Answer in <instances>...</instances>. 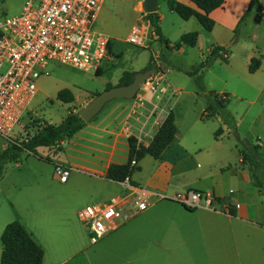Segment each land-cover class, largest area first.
Here are the masks:
<instances>
[{
    "label": "rangeland",
    "instance_id": "374dc122",
    "mask_svg": "<svg viewBox=\"0 0 264 264\" xmlns=\"http://www.w3.org/2000/svg\"><path fill=\"white\" fill-rule=\"evenodd\" d=\"M26 1L2 0L0 22L19 15ZM139 1L104 0L95 29L109 37L111 60L105 62L102 70L96 74L52 63L49 66V76H42L37 81L39 93L30 106L31 112L26 119L29 127L26 135L19 139L20 142L38 132L39 121L42 124H61L71 112L78 114L98 94L105 92L108 85L118 86L126 71L141 72L149 66L152 58L156 60L157 56L160 58L164 54L166 60L159 62L166 75L163 88L168 89L169 92L165 101L173 97V91L178 92L171 99V110L175 115L181 137L188 143L215 137V133L221 128L216 119H202L207 108V97L226 93L229 98L227 110L237 124L236 132L227 127L226 134L232 143H235L237 153L240 155L236 134L243 142H250L249 137L246 139L243 137L249 132L251 115L258 114L260 107L251 103L256 98L259 103L264 102V91L260 90L263 86L262 79L251 74L246 65L250 57L264 59V16L260 18L256 14H251L242 22L252 0H227L223 8L215 11L212 18L215 21L213 31L207 32L196 18L185 21L171 12L168 6L169 0H157V13L161 18L162 33L173 47L167 52L163 47H151L155 37L154 28L150 26L148 18L142 12V7H139L140 12L136 10ZM179 2L190 5L187 0ZM259 2L264 7V0ZM135 27L143 30L147 39L146 47L127 41ZM191 32L201 33L200 43L195 48L181 49L184 45L181 42L182 35ZM179 45L181 46L178 48ZM213 47H223L226 52H222L220 57L198 75L201 76L204 88L200 89L198 76H190L188 72L208 59L207 50ZM63 89H68L74 94L73 103L64 104L58 101L57 95ZM150 100L155 101L148 95L145 106ZM117 104L130 107L134 102L115 100L109 103L104 112L91 123L103 118L110 107ZM247 111L249 113L245 114ZM86 127L87 124L84 128ZM73 141L74 139L67 140L61 147L56 145L39 148L35 154L24 152L18 162L6 166L5 174L0 179V263L3 252L1 237L8 224L19 221L40 240L43 235H53L59 243H63L66 237V224L70 223L79 232L86 230L88 233L85 224L79 219V212L82 209L88 205L102 204L124 192L121 186L102 179L92 171L90 169L92 166L85 162V154L88 150L85 143L76 147ZM18 143L0 138V152ZM121 148L126 149V147L121 144L118 146L117 155L120 157ZM171 157V152L164 154L160 160L147 156L141 162V171L135 173V179L138 182L148 180L160 162L170 160ZM116 160L121 161L120 158ZM57 165L72 168L67 183L60 182L56 171ZM141 185L145 188L144 184ZM40 225L43 226L42 229ZM127 226L122 227L121 231ZM219 235L220 233L217 232L215 240L207 238L203 247L205 252L214 243L217 251L215 263V259L206 258L208 255L199 254L197 256L200 259L196 263H234L233 259L224 256L226 244ZM253 239L254 237H251L241 244L242 250L246 248L245 254L248 257L257 252V248L252 246ZM88 240L91 243L90 235ZM171 243L178 248L181 240L174 239ZM101 245L102 241L91 248H99L102 247ZM51 252L48 249V256ZM158 253L160 255L152 256L148 261L152 264H181V259H178L180 256L169 258L162 251ZM131 258L137 262L145 257L131 256ZM253 259L255 256L249 258V260ZM187 261L189 264L193 263L190 259ZM245 264H259V262L256 260Z\"/></svg>",
    "mask_w": 264,
    "mask_h": 264
},
{
    "label": "crops",
    "instance_id": "0c3cea01",
    "mask_svg": "<svg viewBox=\"0 0 264 264\" xmlns=\"http://www.w3.org/2000/svg\"><path fill=\"white\" fill-rule=\"evenodd\" d=\"M142 3L143 0H140L137 4L138 12ZM189 6L194 7L191 3ZM101 11L102 7L99 15ZM214 14L215 11L211 14L212 18ZM99 32L103 33L100 30ZM198 34L200 43L201 33ZM152 46L163 47L156 35ZM187 47L189 46L184 44L181 49L185 50ZM213 48L207 50L209 54ZM251 60L252 57L247 60L248 71ZM253 75L261 77L263 86L260 90L263 92L264 59L261 60L259 70ZM177 94V91H173L172 96ZM220 96L229 101L226 93ZM172 98L161 103L150 100L144 108L137 109L134 105H113L103 118L95 123L90 122L86 128L73 136L74 145L79 147L85 143L88 149L85 154L86 164L92 166L90 169L106 180L105 175L111 165H125L128 162L130 136L135 137L138 144L145 147L152 143L167 115L172 111ZM251 104H258L260 107L258 114L251 115L249 132L243 138L249 137L251 143H259L264 152V102L259 103L256 98ZM247 113L249 111L245 114ZM213 118L225 131L219 139L213 137L188 143L181 137L177 128L174 142L162 154L163 156L171 152V159L160 162L148 180L138 182L134 177L135 173L131 177L133 184L140 187L144 184V189L170 197L189 190L208 192L213 197V209L189 210L174 201H155L146 212L131 221L127 228L110 234L102 240V247L94 249L91 248L94 245L88 240L89 232H79L70 223L66 224L63 243H59L53 235H43L40 240L27 229L45 251L43 264H152L148 260L152 256L160 255L158 251L164 252L169 258L180 256L178 259H181V264H189L188 259L192 260V264H198V254L208 255L206 258L215 259V263L217 251L214 243L205 252L203 247L207 238L216 239L217 232L226 244L224 256L233 259V264L256 260L259 264H264V196L255 186L249 167L242 165L237 146L227 137V126L219 116L213 115L209 119ZM64 143L65 141L61 142L59 146ZM120 144L126 147L121 148V157L117 155ZM117 158L121 161L116 160ZM109 182L124 189L122 183ZM42 227L40 225L41 229ZM251 237H254L252 246L257 248V252L248 257L245 254L246 248L242 250L241 244ZM174 239L181 240L178 248L171 243ZM48 249L52 251L49 256ZM131 256L145 258L135 262ZM254 256L255 259L249 260Z\"/></svg>",
    "mask_w": 264,
    "mask_h": 264
},
{
    "label": "built area",
    "instance_id": "2783aa9c",
    "mask_svg": "<svg viewBox=\"0 0 264 264\" xmlns=\"http://www.w3.org/2000/svg\"><path fill=\"white\" fill-rule=\"evenodd\" d=\"M103 3L27 0L19 15L0 22V138L18 143L26 135L30 106L39 93L37 81L49 76L52 63L96 74L111 60L109 37L95 29ZM127 41L146 47L147 39L143 30L135 27ZM156 69L133 100L135 109L145 107L148 95L157 102L167 99L168 89L163 88L166 75L158 61ZM137 166L138 162L132 161L131 168ZM56 171L60 182L67 183L72 168L57 165ZM122 185V194L79 212L91 244L128 225L155 201H174L189 210L213 209L208 192L189 190L170 197L135 185L130 177Z\"/></svg>",
    "mask_w": 264,
    "mask_h": 264
},
{
    "label": "trees",
    "instance_id": "16d2710c",
    "mask_svg": "<svg viewBox=\"0 0 264 264\" xmlns=\"http://www.w3.org/2000/svg\"><path fill=\"white\" fill-rule=\"evenodd\" d=\"M2 0H0L1 3ZM194 7L184 4L176 0H169L168 6L171 12L176 13L180 18L189 21L196 18L203 29L207 32H212L215 27V21L212 19L211 14L223 8L227 0H187ZM251 14H256L262 18L264 16V7L259 0H252L248 11L245 13L242 22ZM151 26L154 28V33L159 42L163 45L164 51H171L173 47L169 40H167L161 30V18L158 13L146 15ZM198 32H191L183 34L181 42L191 48H195L198 44ZM181 45L178 46V48ZM222 52H226L223 47H214L208 59L201 62L196 66L193 71L188 72V75L197 77L206 67L210 66ZM165 55L163 54L159 61H163ZM166 60V59H165ZM164 60V61H165ZM160 63V62H159ZM261 66V59L252 58L249 72L256 73ZM152 68H157V61L153 58L147 68L142 71H147ZM163 70V68H162ZM164 71V70H163ZM138 72H125L120 79V85L130 84L134 76ZM198 76V85L200 89H204L202 80ZM108 85L107 89L112 88ZM58 101L64 104H71L75 101L74 94L68 90L63 89L57 95ZM228 100L218 94H212L207 97V108L205 110L204 118L209 119L213 115L221 118L224 125L228 128L237 130V124L234 118L227 110ZM39 124L38 132L27 140L21 141L18 144L8 147L3 152H0V179L5 174L6 166L10 163L19 161L22 153H36L39 148H50L52 146L60 145L61 142L71 140L75 134L82 131L86 123L81 119L79 114L71 112L64 121L59 125H51L48 123ZM42 124V125H40ZM177 134V126L175 124V115L170 111L165 121L160 127L158 133L154 137L152 143L148 146L138 144L135 137L128 138L129 144V159L125 165H111L107 170L105 179L116 182L124 183L127 177L133 176L134 173L140 170V162L147 156L158 160L165 150L174 142ZM224 134V130L220 128L215 133V138L219 139ZM237 144L240 151L242 165L249 167L255 186L259 189L260 193L264 196V152L259 143L243 142L238 134H236ZM136 160L138 166L131 168L132 161ZM3 245V253L0 264H43L45 258L44 249L33 239L27 228L19 221H14L8 224L1 237Z\"/></svg>",
    "mask_w": 264,
    "mask_h": 264
},
{
    "label": "water",
    "instance_id": "95a60500",
    "mask_svg": "<svg viewBox=\"0 0 264 264\" xmlns=\"http://www.w3.org/2000/svg\"><path fill=\"white\" fill-rule=\"evenodd\" d=\"M157 0H143L142 12L145 15L157 13ZM157 72L156 68L138 72L128 85H120L98 94L86 107L79 111V116L89 124L95 120L105 107L115 100H134L147 81Z\"/></svg>",
    "mask_w": 264,
    "mask_h": 264
}]
</instances>
